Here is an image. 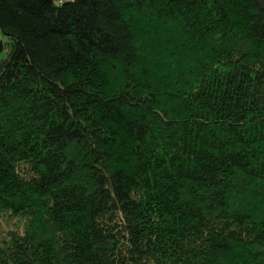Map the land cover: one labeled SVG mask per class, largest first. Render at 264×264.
<instances>
[{
	"label": "trees",
	"instance_id": "1",
	"mask_svg": "<svg viewBox=\"0 0 264 264\" xmlns=\"http://www.w3.org/2000/svg\"><path fill=\"white\" fill-rule=\"evenodd\" d=\"M0 264H264L259 0H0Z\"/></svg>",
	"mask_w": 264,
	"mask_h": 264
},
{
	"label": "rangeland",
	"instance_id": "2",
	"mask_svg": "<svg viewBox=\"0 0 264 264\" xmlns=\"http://www.w3.org/2000/svg\"><path fill=\"white\" fill-rule=\"evenodd\" d=\"M0 37L2 40H6V37L3 36V34L0 32ZM6 56V51L0 52V58H4ZM11 220L7 217L5 218H0V227H4L5 229H9L14 227V224L17 223V218H10Z\"/></svg>",
	"mask_w": 264,
	"mask_h": 264
},
{
	"label": "water",
	"instance_id": "3",
	"mask_svg": "<svg viewBox=\"0 0 264 264\" xmlns=\"http://www.w3.org/2000/svg\"><path fill=\"white\" fill-rule=\"evenodd\" d=\"M49 1H60V0H49ZM259 1H260L261 5H262V7L264 9V0H259Z\"/></svg>",
	"mask_w": 264,
	"mask_h": 264
}]
</instances>
